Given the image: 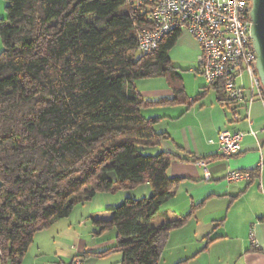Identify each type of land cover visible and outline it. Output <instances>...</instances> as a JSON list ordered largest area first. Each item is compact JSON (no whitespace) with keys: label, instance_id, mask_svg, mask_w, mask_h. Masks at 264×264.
<instances>
[{"label":"trees","instance_id":"trees-1","mask_svg":"<svg viewBox=\"0 0 264 264\" xmlns=\"http://www.w3.org/2000/svg\"><path fill=\"white\" fill-rule=\"evenodd\" d=\"M0 19V261L21 264L33 236L97 193L146 184L147 198L125 197L92 219L114 233L118 264H158L169 232L187 216L151 225L182 181L168 175L169 152L143 154L165 138L141 109L135 86L164 76L183 85L169 52L180 31L150 53L137 48L146 14L130 0H6ZM116 178L110 180L108 171ZM177 264H183L179 262Z\"/></svg>","mask_w":264,"mask_h":264},{"label":"crops","instance_id":"crops-1","mask_svg":"<svg viewBox=\"0 0 264 264\" xmlns=\"http://www.w3.org/2000/svg\"><path fill=\"white\" fill-rule=\"evenodd\" d=\"M198 47H194L196 57L200 52ZM158 77L163 78L162 86L137 88L145 100L160 101L142 108L141 114L155 118L154 130L166 135L150 153H171L174 158L167 173L182 181L150 224L155 226L167 219L188 215L180 227L169 232L158 264L184 262L202 249H240L241 264H264V107L261 101L255 97L247 107L245 101L250 92L246 75L243 76L246 100L239 103L230 101L218 85H208L200 75L188 78L192 88H187L180 76L183 89L176 93L168 78ZM234 113L238 118L233 117ZM221 130L244 133L239 152L231 157H223L218 151L216 138ZM200 161L209 172L208 180L204 178ZM231 170L249 171L250 179L229 182L225 177ZM144 186L138 193L124 189L121 197H146L150 189ZM100 194L108 196L110 192ZM105 205L109 209L113 206L108 205L114 203L107 201ZM109 214L108 211L103 218ZM114 238V233L96 236L95 247L99 249L94 250L109 247ZM119 261L116 257L109 264ZM86 262L81 258V264Z\"/></svg>","mask_w":264,"mask_h":264},{"label":"built area","instance_id":"built-area-1","mask_svg":"<svg viewBox=\"0 0 264 264\" xmlns=\"http://www.w3.org/2000/svg\"><path fill=\"white\" fill-rule=\"evenodd\" d=\"M129 3L134 10L142 9L146 14V24L137 34L140 52L150 53L166 35L186 30L200 49L194 69L197 75L208 85H218L234 103L246 100L243 85L246 75L250 92L245 101L247 107L255 97L264 107V91L255 70L250 35L251 0H130ZM233 117L238 118V115L234 113ZM243 135L241 131H219L216 144L220 155L231 157L238 153ZM199 165L208 180L205 163L200 161ZM225 179L229 182L248 180L250 172L231 170ZM252 243L256 241L252 239ZM73 264H81V260L76 259Z\"/></svg>","mask_w":264,"mask_h":264},{"label":"rangeland","instance_id":"rangeland-1","mask_svg":"<svg viewBox=\"0 0 264 264\" xmlns=\"http://www.w3.org/2000/svg\"><path fill=\"white\" fill-rule=\"evenodd\" d=\"M6 4V0H0V19H5L6 17ZM197 46L195 39L186 30H182L176 44L169 52L170 64L174 67L178 76L184 78L187 88H192L191 81H188V78L197 76L194 71L197 59L194 47L197 48ZM161 79L163 78H143L137 80L135 85L139 90L156 88L163 85ZM153 148L137 146L141 153L150 155V152H153L150 150ZM108 177L110 180L116 178L113 170L108 171ZM144 185L141 184L128 191L138 193L139 189L145 187ZM121 191H124V189L116 190L108 196L97 193L92 199L76 204L67 217L55 221L48 228L37 231L33 236V241L27 253L22 258L21 264H69L71 259H73L71 263L73 264L76 259L81 260V258L83 262L87 261L86 264H109L116 260V257L121 259L119 252H109L104 255L93 254L100 251L94 250L99 248L95 247V243H97L96 235L94 234L96 227L92 223V219L103 218L104 214L108 212L107 205H105L107 201L114 203V205H108L113 207L124 201V197H121ZM148 196L138 197L136 200L147 198ZM112 244H114V241L110 246ZM241 263L240 249H202L199 253L183 262V264Z\"/></svg>","mask_w":264,"mask_h":264},{"label":"water","instance_id":"water-1","mask_svg":"<svg viewBox=\"0 0 264 264\" xmlns=\"http://www.w3.org/2000/svg\"><path fill=\"white\" fill-rule=\"evenodd\" d=\"M250 35L255 52V70L264 91V0H251Z\"/></svg>","mask_w":264,"mask_h":264}]
</instances>
